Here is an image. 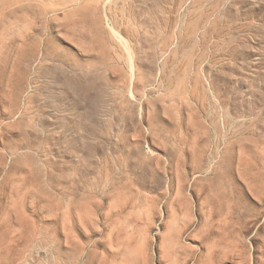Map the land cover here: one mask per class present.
<instances>
[{
	"label": "rangeland",
	"instance_id": "rangeland-1",
	"mask_svg": "<svg viewBox=\"0 0 264 264\" xmlns=\"http://www.w3.org/2000/svg\"><path fill=\"white\" fill-rule=\"evenodd\" d=\"M0 264H264V0H0Z\"/></svg>",
	"mask_w": 264,
	"mask_h": 264
}]
</instances>
